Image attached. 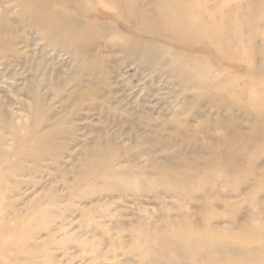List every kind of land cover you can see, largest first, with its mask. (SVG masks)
Returning <instances> with one entry per match:
<instances>
[{
    "label": "rangeland",
    "instance_id": "obj_1",
    "mask_svg": "<svg viewBox=\"0 0 264 264\" xmlns=\"http://www.w3.org/2000/svg\"><path fill=\"white\" fill-rule=\"evenodd\" d=\"M0 264H264V0H0Z\"/></svg>",
    "mask_w": 264,
    "mask_h": 264
},
{
    "label": "bare ground",
    "instance_id": "obj_2",
    "mask_svg": "<svg viewBox=\"0 0 264 264\" xmlns=\"http://www.w3.org/2000/svg\"><path fill=\"white\" fill-rule=\"evenodd\" d=\"M40 5H41V4H40ZM156 8H157V7H156ZM167 14H168V13H167ZM189 239H191V238H189ZM196 243H197V242H196ZM196 243H194L193 245H196L197 248H199V249H200V248H203V247H205V246H207V245L204 244V243H199V242H198L197 244H196ZM196 246L194 247L195 249H197Z\"/></svg>",
    "mask_w": 264,
    "mask_h": 264
}]
</instances>
